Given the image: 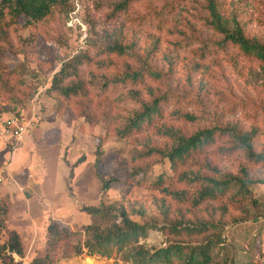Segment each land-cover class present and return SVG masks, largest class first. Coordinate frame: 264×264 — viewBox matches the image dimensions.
I'll use <instances>...</instances> for the list:
<instances>
[{
    "label": "rangeland",
    "instance_id": "374dc122",
    "mask_svg": "<svg viewBox=\"0 0 264 264\" xmlns=\"http://www.w3.org/2000/svg\"><path fill=\"white\" fill-rule=\"evenodd\" d=\"M122 1L75 0L69 8L55 6L35 25L23 27L7 20L0 29V165L9 156L1 133L3 119L18 113L32 120L17 151L11 182L21 185L17 190L25 196L17 198L16 212L12 213V193H5L10 183L0 185L4 222L0 263L10 259L2 247L9 229L16 226L26 232L20 234L23 254L11 255L14 264H31L46 250L48 224L59 221L77 233L51 256L50 264H128L115 251L108 257L77 253L71 247L84 242V228L91 222L82 208L103 201L112 204L117 214L125 211L140 223L222 217L227 223L225 236L238 255H246L251 264H264V164L250 160L244 150L231 151L232 139L224 135L209 154L217 173L205 162L185 170L189 179L208 172L218 179L237 175L255 180L248 211L229 206L222 215L205 206L194 208L187 201L203 183L175 173L163 155L176 145L173 132L187 135L213 126L253 131L255 150L264 151L263 65L234 47L216 54L205 48L202 57L205 43L223 38L210 25L206 0H132L130 11L112 16ZM218 2L223 15L236 16L251 37L264 42V0ZM71 12H75L72 18ZM115 43L133 50L125 55L107 51ZM81 52L91 60L85 76L98 120L95 126L49 92L54 74ZM143 68L151 70L144 81L111 85L127 71ZM164 92L170 99L162 117L146 129L121 134L129 118ZM29 165L34 179L29 177ZM29 182L31 189L25 186ZM33 221L37 232L29 229ZM165 240L161 231L151 230L141 243L164 246Z\"/></svg>",
    "mask_w": 264,
    "mask_h": 264
},
{
    "label": "trees",
    "instance_id": "16d2710c",
    "mask_svg": "<svg viewBox=\"0 0 264 264\" xmlns=\"http://www.w3.org/2000/svg\"><path fill=\"white\" fill-rule=\"evenodd\" d=\"M75 0H0V29L3 23L19 24L23 27L35 25L45 20L53 12L57 5H66L68 8ZM132 0H124L117 4L112 16L123 11H130ZM176 5L175 2L170 3ZM218 0H206V9L209 11L210 25L221 34L223 38L212 43L207 42L201 48L202 57L205 56V48L211 54L228 50L230 47L237 48L239 52L256 62L264 68V42L251 37L245 31V25L236 16L226 17L219 11ZM75 12L70 13V17ZM213 45V46H212ZM132 46L115 43L107 46V51L119 55L129 54ZM209 54V55H211ZM91 63L90 57L81 52L71 60L65 62L52 79L49 92L54 93L58 103L66 101L69 108L77 115L83 116L86 121L95 126L98 120L94 113V101L92 92L86 81V68ZM146 71V72H145ZM147 68L129 70L120 76L117 81L113 80L111 85H118L129 81L136 85L145 80ZM153 75H157L152 72ZM104 85L103 88H107ZM113 88V87H111ZM110 88V89H111ZM169 93L164 92L156 96L151 104H144L143 110L136 112L127 120L126 126L121 134L132 133L146 129L156 117H162ZM62 107V106H61ZM185 117L193 119V115L186 114ZM176 138V145L163 155L168 158L175 173H187L185 170L193 165L205 162L207 169L213 170L209 154L213 153L217 140L223 136H229L231 151L244 150L250 160L264 164V151H256L253 144L252 132H243L236 126H213L200 128L191 134H171ZM217 168H214L217 173ZM247 174V173H245ZM187 179H189L187 177ZM190 181H201L203 184L197 194L187 201L194 208L205 206L212 211L219 210L221 214L228 212L229 206L247 209L248 200H252L251 185L255 180L241 178L237 175H228L218 179L214 174H197ZM111 179L104 182L106 189ZM218 205V206H217ZM7 208L3 211L6 213ZM91 216V222L85 226L86 239L83 243L71 245L77 253L86 252L89 255H101L110 257L115 251L124 262L128 264H251L246 255L239 256L235 244L228 242L225 236L226 224L223 218H178L171 220L168 224L159 225L157 222L140 223L129 217L122 211L116 213L112 204L101 202L98 206H85L82 208ZM4 222L0 218V231ZM151 230L161 231L166 235L164 246H147L141 243L149 236ZM76 231L59 221H52L47 226L46 250L41 257L35 258L31 264H50L51 256L59 249L72 241ZM10 258L7 262L0 264H14L12 253L23 254L24 244L20 233L16 229L8 230V239L2 246ZM5 259V258H4Z\"/></svg>",
    "mask_w": 264,
    "mask_h": 264
},
{
    "label": "built area",
    "instance_id": "2783aa9c",
    "mask_svg": "<svg viewBox=\"0 0 264 264\" xmlns=\"http://www.w3.org/2000/svg\"><path fill=\"white\" fill-rule=\"evenodd\" d=\"M1 133L7 141L9 156L0 165V185L15 181L14 171L17 164V151L26 139L32 127V120L25 115L14 113L2 121ZM29 177L34 179V169L28 167ZM49 206V205H48Z\"/></svg>",
    "mask_w": 264,
    "mask_h": 264
},
{
    "label": "crops",
    "instance_id": "0c3cea01",
    "mask_svg": "<svg viewBox=\"0 0 264 264\" xmlns=\"http://www.w3.org/2000/svg\"><path fill=\"white\" fill-rule=\"evenodd\" d=\"M4 140H5V143H6V145H7V141H6V139L4 138ZM29 166H31V165H29ZM21 185H19V184H17V183H10V185H7L5 188H6V190H5V193L7 194L8 192L7 191H10L12 194H11V196H10V198H11V200H12V213H14V212H16L17 211V209H19L20 207H18L17 205H16V203H17V198H21L22 197V195L24 196V194H22L21 192H18V188L20 187ZM25 186H27V188H30L31 189V185H30V182L27 184H25ZM25 186H23V187H25ZM19 190H20V188H19ZM13 191H15V192H17L16 194V196L13 194ZM25 197V196H24ZM19 213H21V212H19ZM21 235H25V229L23 228V229H20V228H18V227H14ZM29 229L30 230H32V231H34V232H37V230H38V224H37V221H33L32 222V225H29Z\"/></svg>",
    "mask_w": 264,
    "mask_h": 264
}]
</instances>
